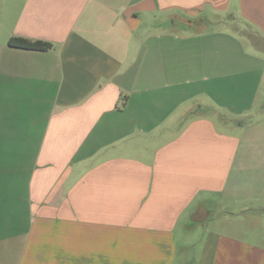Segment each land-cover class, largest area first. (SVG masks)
I'll return each instance as SVG.
<instances>
[{
	"label": "crops",
	"instance_id": "obj_1",
	"mask_svg": "<svg viewBox=\"0 0 264 264\" xmlns=\"http://www.w3.org/2000/svg\"><path fill=\"white\" fill-rule=\"evenodd\" d=\"M210 11L264 35V0H0V264H264V53Z\"/></svg>",
	"mask_w": 264,
	"mask_h": 264
},
{
	"label": "rangeland",
	"instance_id": "obj_2",
	"mask_svg": "<svg viewBox=\"0 0 264 264\" xmlns=\"http://www.w3.org/2000/svg\"><path fill=\"white\" fill-rule=\"evenodd\" d=\"M207 21L204 27L200 30L192 28V40H196L201 35V40H219L218 41V51L223 52L225 56L231 54H240V55H263L264 53V35L258 28L249 27L242 23L239 19L233 20L230 18L228 13H212V11L206 14ZM177 30V34H178ZM195 33H197L195 35ZM188 34V33H187ZM199 40V39H197ZM198 46V45H197ZM215 44H211V41H208L207 48L208 52H212ZM250 58V57H249ZM226 63L225 70L228 67L234 66V62L228 61ZM243 64V63H242ZM262 63L256 62L255 67L261 69ZM256 114H259V111H256ZM251 118V117H250ZM250 118H244V122H247ZM248 119V120H247ZM217 123L221 127H225L229 130L234 131L236 126H226V124L216 117ZM245 221L241 220V228H244ZM246 230V229H245ZM247 231H244V234ZM241 239L248 240L251 242V235L241 237ZM191 256L195 257L196 254L192 253Z\"/></svg>",
	"mask_w": 264,
	"mask_h": 264
},
{
	"label": "trees",
	"instance_id": "obj_3",
	"mask_svg": "<svg viewBox=\"0 0 264 264\" xmlns=\"http://www.w3.org/2000/svg\"><path fill=\"white\" fill-rule=\"evenodd\" d=\"M9 45L46 50L52 47V43L44 40H33L26 37L13 36L9 39Z\"/></svg>",
	"mask_w": 264,
	"mask_h": 264
}]
</instances>
